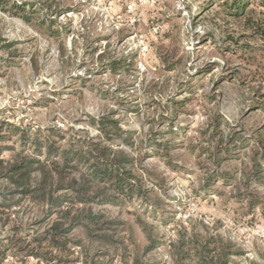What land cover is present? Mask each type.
<instances>
[{
  "label": "rangeland",
  "instance_id": "1",
  "mask_svg": "<svg viewBox=\"0 0 264 264\" xmlns=\"http://www.w3.org/2000/svg\"><path fill=\"white\" fill-rule=\"evenodd\" d=\"M12 1L32 2L37 13L27 23L0 8V126L7 124L0 130V159L23 151L18 128L31 135L26 155H37L36 139H55V130L59 145L69 147L99 134L92 119L110 116L133 133V146L112 145L136 158L133 170L151 193L149 201L94 209L126 223L144 260L173 264L172 245L196 230L243 250L231 264H264V204L251 214L238 197L251 190L264 203V181L239 185L259 152L256 138L264 137V111L257 106L264 88L256 94L264 87V39L227 11L224 2L234 0ZM243 1L251 17H264V0ZM226 173L231 180H215ZM7 199L2 185L0 201ZM45 211L26 199L12 209L11 221L30 239L46 228L40 223L49 222ZM138 221L158 242L146 254ZM129 231L122 232L127 244ZM12 233L0 225V245ZM21 257L9 252L1 264H45Z\"/></svg>",
  "mask_w": 264,
  "mask_h": 264
},
{
  "label": "trees",
  "instance_id": "2",
  "mask_svg": "<svg viewBox=\"0 0 264 264\" xmlns=\"http://www.w3.org/2000/svg\"><path fill=\"white\" fill-rule=\"evenodd\" d=\"M12 2L0 0L1 10L32 23L33 15L37 13L34 3ZM243 2H224V6L264 39V17H251ZM27 8H30L29 11ZM51 8L52 6L47 7L48 10ZM41 26L45 32L54 33L49 25ZM162 57V63L167 64V59ZM118 64L113 62L112 70H116ZM263 88L260 87L256 94H261ZM257 106L264 111V103H258ZM91 123L97 126L99 134L84 140L75 139L69 147L59 145L62 136L55 130L52 131L55 139H36L34 152L37 155H26L31 135L29 130L18 128L23 151L16 153L13 160L0 159V182L11 196L9 200L0 201V225L10 226L13 231L12 236L8 237L9 244L0 245V264L9 252L23 255L21 259L33 256L45 264H116V256L119 257L120 264H152L140 255L133 233L126 228L124 221L112 219L94 209L95 204L149 201L151 191L145 189L143 178L133 170L136 158L112 145L114 140H120L123 144L133 146V133L124 131L119 120L110 116L92 119ZM6 125L3 123L0 130ZM1 133L2 131L0 141L5 138ZM256 145L259 152L254 153L251 169L249 172L243 171V180L239 183L246 189L254 181H264L263 135L256 138ZM160 146L165 147V150L169 149L165 145H158ZM219 149L225 151L224 148ZM43 154L46 156L45 160L39 158ZM217 156L216 153L211 155L219 164L222 159L220 155ZM219 178L231 180L232 177L226 173L217 175L215 180ZM16 196L20 198L15 199ZM238 197L248 202L251 214L264 204L261 195L251 190L239 192ZM26 199L41 208L46 207L45 218L49 220L40 222L46 228L30 239L22 235V224L11 221L12 209L20 206ZM138 222L148 239L146 254L158 242L152 234L153 229L147 231L149 227L142 221ZM78 231L83 232L85 238L77 237L75 234ZM127 231L128 238L131 239L129 244L122 235V232ZM172 247L173 264H231L232 256L244 254L233 243L196 230L187 235L180 234V239Z\"/></svg>",
  "mask_w": 264,
  "mask_h": 264
}]
</instances>
